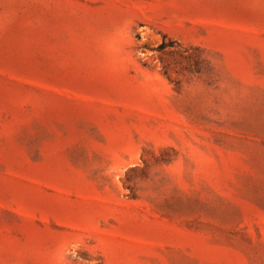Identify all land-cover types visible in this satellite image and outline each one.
I'll use <instances>...</instances> for the list:
<instances>
[{"label":"rangeland","instance_id":"rangeland-1","mask_svg":"<svg viewBox=\"0 0 264 264\" xmlns=\"http://www.w3.org/2000/svg\"><path fill=\"white\" fill-rule=\"evenodd\" d=\"M0 264H264V0H0Z\"/></svg>","mask_w":264,"mask_h":264}]
</instances>
